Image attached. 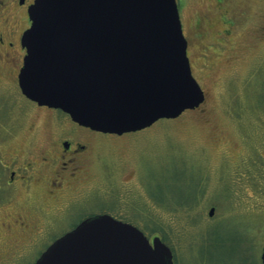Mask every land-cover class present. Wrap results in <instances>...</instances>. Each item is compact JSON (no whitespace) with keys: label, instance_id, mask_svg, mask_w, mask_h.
I'll list each match as a JSON object with an SVG mask.
<instances>
[{"label":"rangeland","instance_id":"obj_1","mask_svg":"<svg viewBox=\"0 0 264 264\" xmlns=\"http://www.w3.org/2000/svg\"><path fill=\"white\" fill-rule=\"evenodd\" d=\"M177 4L205 100L140 131H72L67 115L26 99L10 59H0V162L16 155L37 177L30 197L19 188L14 198L31 218L23 232L1 229L17 214L0 220V264H31L57 231L101 212L132 221L150 241L164 236L175 264H262L264 0ZM14 8L0 16L9 29L22 24ZM62 134L88 145L64 170L53 146Z\"/></svg>","mask_w":264,"mask_h":264},{"label":"water","instance_id":"obj_2","mask_svg":"<svg viewBox=\"0 0 264 264\" xmlns=\"http://www.w3.org/2000/svg\"><path fill=\"white\" fill-rule=\"evenodd\" d=\"M28 17L20 91L81 126L121 135L205 99L191 74L176 0H33ZM33 264L173 261L159 237L150 242L134 225L102 214L56 239Z\"/></svg>","mask_w":264,"mask_h":264},{"label":"flooded vegetation","instance_id":"obj_3","mask_svg":"<svg viewBox=\"0 0 264 264\" xmlns=\"http://www.w3.org/2000/svg\"><path fill=\"white\" fill-rule=\"evenodd\" d=\"M32 1L33 0H0V16L2 13L8 11L10 6H14L15 7L14 9H18L21 13L20 17L22 18V22H21L22 24L12 29H9L10 27L8 26V23L5 19L0 20V59L2 60L3 57L10 59V60L6 59V61L11 62V64H13L12 70L16 78L22 66L23 57L26 52L25 48L22 46L21 39H22V35L24 31L29 27V24H30L28 14H27V9H28V6L32 3ZM39 107L48 109V110H53L54 112H57V113L60 112L56 109L48 108L45 106H39ZM60 113L63 114L62 112ZM67 120L71 125L72 131L81 130L85 132H94L86 127H82L72 122L69 118ZM53 146L55 147L57 146L60 149L59 154L63 161L60 164L62 165L61 166L62 170L66 169L67 165L68 167L69 165L72 166V164L79 158L81 154L88 151L87 150L88 145L85 146L84 144H82L79 141V139H77V136H72V135L69 136L66 134L65 135L62 134L59 142L54 143ZM45 153L49 154L48 151H45ZM16 157H17L16 155L15 157H12L13 162L11 163L3 164L0 162V213H2V216H3L0 220L5 219V218L8 219V217L9 219L10 218L12 219L13 215L17 214V218L15 217L13 219V222L11 223L1 222V229L3 228L2 230H5L7 233L13 232L12 228L17 227V226H19L20 227L19 230L22 231L23 225L25 224L22 219H25V220L31 219L27 216L29 214V211H27L26 213L27 215H23V214L20 215L19 213H17L16 204H15L16 200H14V198H15L17 189L19 188H21V190L24 191V193L27 194L28 197H30L31 195L29 194L31 193L30 190H31L33 179L34 181H37L36 175L33 176L29 172V169H33L34 167L31 168L30 163H24L22 162L23 160L17 161ZM46 160L47 159L44 158L42 162L40 163V165L42 166V163H45ZM35 171H37V169H35ZM74 174L75 172L72 171L70 172L69 176L74 177ZM49 193H52V191H49ZM32 202L33 203L31 205H33V208L35 206V209L38 211L37 207H39L40 203H35V200H32ZM40 213H41V210L39 214ZM48 214H50V211H48ZM73 227L74 225L70 227V229H72ZM70 229L68 228L60 232L57 231L53 235L52 239H56L57 237L62 235L64 231L66 232ZM44 249L40 250V252L38 253V256Z\"/></svg>","mask_w":264,"mask_h":264},{"label":"trees","instance_id":"obj_4","mask_svg":"<svg viewBox=\"0 0 264 264\" xmlns=\"http://www.w3.org/2000/svg\"><path fill=\"white\" fill-rule=\"evenodd\" d=\"M120 219H122V218H120ZM123 220V219H122ZM128 221V220H127ZM159 234L161 235V232H159ZM162 237V239L164 240L165 238H164V236H161Z\"/></svg>","mask_w":264,"mask_h":264}]
</instances>
